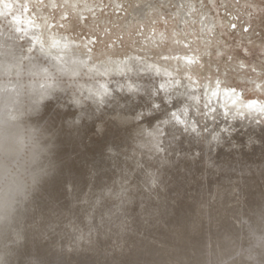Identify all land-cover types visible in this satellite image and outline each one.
I'll use <instances>...</instances> for the list:
<instances>
[{
  "label": "clouds",
  "instance_id": "9594fccd",
  "mask_svg": "<svg viewBox=\"0 0 264 264\" xmlns=\"http://www.w3.org/2000/svg\"><path fill=\"white\" fill-rule=\"evenodd\" d=\"M149 7L0 0V264H264V70Z\"/></svg>",
  "mask_w": 264,
  "mask_h": 264
},
{
  "label": "rangeland",
  "instance_id": "374dc122",
  "mask_svg": "<svg viewBox=\"0 0 264 264\" xmlns=\"http://www.w3.org/2000/svg\"><path fill=\"white\" fill-rule=\"evenodd\" d=\"M188 2L189 0H143V3L150 5L143 10V29L147 31L156 28L169 33L174 29H182L183 32H195L198 36V24L181 23V20L185 19V9H181L180 6L187 5ZM197 2L203 5V11L223 23V27L217 29L216 41L220 42L219 47L225 50V55L217 58L213 48V55L205 58L204 73L215 75L216 69L219 68L221 72H227L228 78L234 82L236 73L232 71V67L241 58L246 61L249 70L253 67L264 70V11L257 13L254 7L264 5V0H214V4L210 0ZM117 16L121 18V22L129 18L119 12ZM108 19L116 17L109 16ZM180 39L183 40L184 37L181 36ZM260 135L264 139V133ZM237 138L243 142V137L238 135ZM256 153L257 150L254 149L252 153H244V156L252 160L257 158ZM261 153L264 154V150H261Z\"/></svg>",
  "mask_w": 264,
  "mask_h": 264
}]
</instances>
